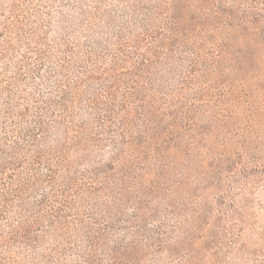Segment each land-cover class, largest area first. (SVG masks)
I'll use <instances>...</instances> for the list:
<instances>
[{
    "label": "rangeland",
    "instance_id": "374dc122",
    "mask_svg": "<svg viewBox=\"0 0 264 264\" xmlns=\"http://www.w3.org/2000/svg\"><path fill=\"white\" fill-rule=\"evenodd\" d=\"M42 1L0 0V24L9 18L15 4L16 14L27 20L28 29L37 28V33L45 37L41 49L47 53L42 67L30 69L21 63L26 52L21 47L3 79L12 82V105L16 114L24 115L21 128L30 130L41 107L39 100H46L49 94V83L54 84L58 75L69 70L57 66L59 56H63L59 55L63 48L58 42L63 32L58 12L71 21L68 40L79 46L77 55L87 47L78 14L80 10L91 12L100 23L95 29V38H100L99 52L106 55L114 43L111 36L119 26L130 22L128 10L133 7L132 0H54L47 5L54 17L43 30L45 16L41 17L40 12L45 11H39ZM75 1L80 5L69 10V4L75 7ZM160 2L171 1L143 0L140 13ZM190 5L201 8L199 18L203 21L209 18L205 14L213 13L214 18L217 11L235 19L254 11L255 17L262 19L250 31V37L262 49L245 63L237 56L243 37H237L238 45L226 47L219 56L217 51L208 50L209 44L199 52L193 81L182 88L189 120L185 129L174 131L181 141L166 140L167 151L157 159L152 158L154 152H148L146 161L131 162L125 185L114 181L116 178L111 180L120 196L106 200L99 192H92L78 197L77 203L69 199L74 204L71 210L77 211L85 226L70 224L66 232L70 241L60 247L56 257L59 264H264V0H203ZM75 9L76 13L72 11ZM193 10L190 7L179 13L188 22L185 25H193L189 23ZM108 17L114 18L109 28L105 21ZM43 32H47L46 36ZM214 34L217 37V32ZM190 51L182 49L173 55L172 70L176 75L184 74L193 62ZM3 68L1 61L0 72ZM74 68L68 72H75ZM169 71L170 67L165 66L161 73L168 88H181L179 79L168 75ZM67 78L74 77L71 74ZM81 116L76 120H84ZM193 137L195 140L189 141ZM162 140L163 137L156 144ZM110 150L107 146L104 153ZM226 159L231 163L224 162ZM45 191L41 187L29 197L30 213L36 211ZM94 204L98 207L90 214ZM62 216L70 215L67 211ZM129 244L134 249L126 251L124 247ZM18 251L20 262L29 264L41 248Z\"/></svg>",
    "mask_w": 264,
    "mask_h": 264
},
{
    "label": "trees",
    "instance_id": "16d2710c",
    "mask_svg": "<svg viewBox=\"0 0 264 264\" xmlns=\"http://www.w3.org/2000/svg\"><path fill=\"white\" fill-rule=\"evenodd\" d=\"M142 1L132 0V10H128L130 22L113 33L110 39L114 43L106 55L99 52L100 38H95V29L100 23L91 12L80 10L78 14L87 40V47L79 55L75 53L79 46L68 40L71 21L58 12L63 32L58 42L63 48L59 55L63 56H59L57 66L69 70L75 66V72L65 70L57 76V82L49 83L46 88L49 94L46 100H39L41 107L32 120L31 130L21 128L24 115L16 114L12 105V82L3 79L7 78V68L21 47L26 49L21 63L25 62L30 69L41 68L47 53L41 49L45 37L37 33V28L28 29L27 20L16 14L15 4L9 10V18L0 24V62H4L0 72V264H22L18 250L38 247L41 252L29 264H59L56 257L60 247L70 241L66 235L70 224L85 226L77 211L71 210L74 204L69 199L77 203L78 197L92 192H99L106 200L120 196L111 180L116 178L114 181L125 185L131 162L146 161L148 152H154L152 158L157 159L167 151L166 140L181 141L174 131L185 129L189 120L182 102V88L193 81L198 54L206 45L219 56L226 47L237 43V37H243V46L237 50L242 63L262 49L250 37L262 19H257L254 11H246L239 19L229 13L224 17V11H217L214 18L213 13L205 14L209 18L203 21L201 8L190 5L203 0L160 2L140 13ZM53 2L43 0L39 6V11H45L40 12L41 17L45 16L43 30L54 17L47 6ZM74 4L75 7L69 4V10L80 2ZM190 7L194 9L189 20L193 25H185L188 22L179 13ZM72 11L76 13V9ZM105 21L109 22L106 23L109 28L114 18ZM135 32L137 35L133 36ZM43 33L46 36L47 32ZM182 49L191 50L194 59L184 74L176 75L172 70L173 55ZM165 66L170 67L168 75L179 79L181 88H168L161 74ZM71 74L74 78L69 80L67 75ZM77 116L84 120L77 121ZM161 137L163 140L157 145ZM107 146L111 150L105 154ZM237 159L241 161V157ZM224 162L231 163L229 159ZM41 187L46 191L36 211L30 213L28 199ZM97 207L94 204L90 214ZM67 211L70 216H62ZM124 248L132 250L134 245Z\"/></svg>",
    "mask_w": 264,
    "mask_h": 264
}]
</instances>
